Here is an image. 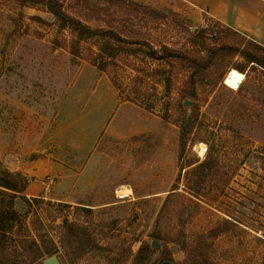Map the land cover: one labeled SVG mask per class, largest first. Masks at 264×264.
I'll list each match as a JSON object with an SVG mask.
<instances>
[{
	"label": "rangeland",
	"instance_id": "374dc122",
	"mask_svg": "<svg viewBox=\"0 0 264 264\" xmlns=\"http://www.w3.org/2000/svg\"><path fill=\"white\" fill-rule=\"evenodd\" d=\"M49 1L0 0V183L21 191L0 189L29 238L60 264H132L151 239L162 253L148 264H264V68L242 55L250 36L200 0H54L72 26ZM163 45L182 57L153 58ZM99 78L116 106L101 90L102 106L75 114ZM59 110L85 130L44 132Z\"/></svg>",
	"mask_w": 264,
	"mask_h": 264
},
{
	"label": "trees",
	"instance_id": "16d2710c",
	"mask_svg": "<svg viewBox=\"0 0 264 264\" xmlns=\"http://www.w3.org/2000/svg\"><path fill=\"white\" fill-rule=\"evenodd\" d=\"M49 4H50L49 6H51V8L53 10L52 12L56 15V17H58V20L60 22V26H72V25H74V23H77V24L81 23L80 20L66 14L64 11H62L60 8H58V6H57L58 3H56V1L50 0ZM84 27H85V29L87 28L86 26H84ZM228 29H231L234 32H238V33L244 35V33H241L239 31L233 29L230 26L228 27ZM248 38L249 39L247 41L249 42L250 46L252 47V50L244 49L242 51V55L247 60L254 62V63H256V64H258L264 68V45L257 42L253 38H250V37H248ZM159 52H162L161 55H157V53H159ZM151 56L153 58L157 57V59H164V60H166L167 58H170V57H182V55L180 53H174L173 51H171V49H169L165 45L162 46L161 51H158V50L152 51ZM235 69H237L240 72L244 71V67L242 65H235ZM192 76H195V75L188 76L187 80L184 81L185 82L184 84L188 85L185 90L183 89L181 91V96L184 99H186V98L192 99L195 96V90L193 87V82H194L193 80L194 79ZM190 87H191V89H190ZM0 187L13 190L14 192L15 191H18V192L21 191V190H16L14 188H11V187H9L5 184H1V183H0ZM0 194L2 195V203L1 204H3L2 206H0V258L1 257L9 258L11 255L13 256L16 254L17 256H24V259L29 258L26 261L29 260V263H31V264H42L40 262V259L42 258L43 254L50 253L52 255L54 253V251L52 249H42L40 247V245H38V243L35 239L29 238L30 231L26 227V221L24 219L25 217L21 214V212L15 210L13 207V201L12 200L16 198V195L14 193H12L11 195H8V193L2 189H0ZM6 197H8V201L5 203L4 201L6 200ZM22 198H24L25 201H28V199L26 197H22ZM31 199H39V198L32 197ZM15 227H18L19 230L21 232H23L25 235L19 234L20 233V231H19L17 237L16 238L13 237L12 234H10V233L13 230V228H15ZM61 227L67 229L66 233L71 237L75 236L77 229H81L79 224H77L75 222H71V221L69 222L67 219H65L61 223ZM82 230L85 231L84 228ZM155 237H157V236H155ZM27 239H30L31 243L27 249L26 248L22 249L21 242L27 241ZM87 240L89 241L88 238H87ZM15 242H17V244H15ZM7 243H9L8 244L9 246H6ZM10 248L12 250H10ZM30 253H32V254L29 257ZM153 254H154V250L152 248H150V246L143 244L140 246V248L138 249V251L134 255L132 264H148L152 260ZM164 260H167L168 262H170V264H175L170 258H165Z\"/></svg>",
	"mask_w": 264,
	"mask_h": 264
},
{
	"label": "crops",
	"instance_id": "0c3cea01",
	"mask_svg": "<svg viewBox=\"0 0 264 264\" xmlns=\"http://www.w3.org/2000/svg\"><path fill=\"white\" fill-rule=\"evenodd\" d=\"M202 2L206 5L207 12L211 17L241 33H246L264 45V0H200L199 4L201 5ZM107 86L106 82L99 78L89 89L90 99L86 101V104L80 110H76L74 113H83L86 109H90L91 106L93 108L95 105L102 106L104 97L100 98L98 96L97 100L91 99V96L99 95L101 90L107 93V98L111 101V108L116 106L114 94L113 92H108ZM78 90L74 91V93H79ZM87 124L88 122L84 123L82 120L78 123L77 116H74L69 123H64L61 120V110H59L55 117L49 121L48 125L44 126L43 131L49 130L52 137H57L61 135V132L65 131L82 133Z\"/></svg>",
	"mask_w": 264,
	"mask_h": 264
},
{
	"label": "bare ground",
	"instance_id": "6f19581e",
	"mask_svg": "<svg viewBox=\"0 0 264 264\" xmlns=\"http://www.w3.org/2000/svg\"><path fill=\"white\" fill-rule=\"evenodd\" d=\"M243 78H244V73L243 72H240L237 69L232 68L227 73V75L224 77V83L229 88L236 89L240 85V83L242 82ZM117 192L118 193H116V194L118 195V197H125V196H127L130 193L129 189L128 190L120 189Z\"/></svg>",
	"mask_w": 264,
	"mask_h": 264
},
{
	"label": "water",
	"instance_id": "95a60500",
	"mask_svg": "<svg viewBox=\"0 0 264 264\" xmlns=\"http://www.w3.org/2000/svg\"><path fill=\"white\" fill-rule=\"evenodd\" d=\"M187 103L190 104L189 100H186ZM150 247L154 250V258H157L162 253V246L159 240L151 239ZM44 264H60L58 258L55 255L50 256L45 259ZM159 264H170L167 260L161 261Z\"/></svg>",
	"mask_w": 264,
	"mask_h": 264
}]
</instances>
